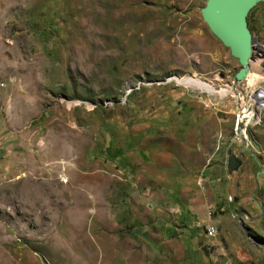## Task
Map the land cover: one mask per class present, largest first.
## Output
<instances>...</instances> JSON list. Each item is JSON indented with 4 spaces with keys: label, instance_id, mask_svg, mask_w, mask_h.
Masks as SVG:
<instances>
[{
    "label": "rangeland",
    "instance_id": "rangeland-1",
    "mask_svg": "<svg viewBox=\"0 0 264 264\" xmlns=\"http://www.w3.org/2000/svg\"><path fill=\"white\" fill-rule=\"evenodd\" d=\"M206 2L0 0V264H264V1L229 99Z\"/></svg>",
    "mask_w": 264,
    "mask_h": 264
},
{
    "label": "water",
    "instance_id": "water-1",
    "mask_svg": "<svg viewBox=\"0 0 264 264\" xmlns=\"http://www.w3.org/2000/svg\"><path fill=\"white\" fill-rule=\"evenodd\" d=\"M259 1L264 0H207L202 8V17L212 33L229 48L231 55L237 58L241 67L234 75L232 90L237 94L236 86L247 79L249 63L254 59L255 40L246 25V15ZM264 54V46L256 47ZM261 106L264 97V87L253 94ZM241 105H239L240 107ZM238 161L230 155L228 167L233 169Z\"/></svg>",
    "mask_w": 264,
    "mask_h": 264
},
{
    "label": "bare ground",
    "instance_id": "bare-ground-1",
    "mask_svg": "<svg viewBox=\"0 0 264 264\" xmlns=\"http://www.w3.org/2000/svg\"><path fill=\"white\" fill-rule=\"evenodd\" d=\"M181 81L183 83H187L191 86H194V87H197L198 89H201V90H204V91H207V92H210V93H217L220 97L222 98H226V99H229V98H233L235 92H233L232 88L231 89H221V90H216L214 87H212L210 84L208 83H205V82H200V81H197L195 80L193 77H186V78H182ZM32 174V173H31ZM30 174V175H31ZM34 174H36L34 172ZM29 175V174H28ZM40 176V175H39ZM44 176H42V179H44ZM28 177V176H27ZM31 178V177H30ZM47 178V177H46ZM32 179V178H31ZM30 179L29 178H26L23 184V187L24 186H28V184L25 185V183L29 182V183H34V187L33 189L29 190L28 192H26L25 197L27 199H31L30 203L32 204H35L36 202H40L42 204V206H44L45 208H49V198L47 196V193L49 191V188L42 185V184H45L46 182H43L45 181L42 180V184L38 185L36 184V182L38 181L37 179H33L31 181H29ZM51 181V180H50ZM39 182V181H38ZM64 182H68V180H64ZM47 184V183H46ZM30 185V184H29ZM26 188V187H24ZM23 192V191H22ZM25 193V191H24ZM31 205V204H30ZM67 205V204H66ZM30 210V209H29ZM48 211V210H47ZM47 211L45 210L44 213H47ZM33 214H36V213H33ZM33 216V215H32ZM36 216V215H35ZM29 219V218H28ZM31 220V219H29ZM33 220V219H32ZM46 223L42 222L40 223L39 225L42 227V226H46L45 225Z\"/></svg>",
    "mask_w": 264,
    "mask_h": 264
},
{
    "label": "built area",
    "instance_id": "built-area-1",
    "mask_svg": "<svg viewBox=\"0 0 264 264\" xmlns=\"http://www.w3.org/2000/svg\"><path fill=\"white\" fill-rule=\"evenodd\" d=\"M240 107H241V106H240ZM241 109L244 110L243 107H241ZM252 113H253L252 111L249 113L250 117H252ZM207 230H208V234H209V235H211V236L214 235L215 231H214V229H213L212 227H210V226L207 227Z\"/></svg>",
    "mask_w": 264,
    "mask_h": 264
}]
</instances>
